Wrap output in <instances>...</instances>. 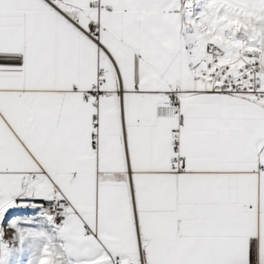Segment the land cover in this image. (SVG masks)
Returning <instances> with one entry per match:
<instances>
[{
    "label": "snow or ice",
    "instance_id": "1",
    "mask_svg": "<svg viewBox=\"0 0 264 264\" xmlns=\"http://www.w3.org/2000/svg\"><path fill=\"white\" fill-rule=\"evenodd\" d=\"M0 264H264V0H0Z\"/></svg>",
    "mask_w": 264,
    "mask_h": 264
}]
</instances>
